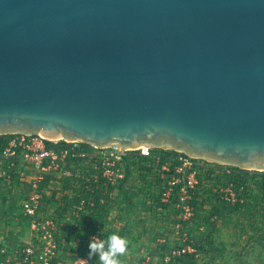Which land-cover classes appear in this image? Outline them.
Returning <instances> with one entry per match:
<instances>
[{
    "label": "water",
    "instance_id": "95a60500",
    "mask_svg": "<svg viewBox=\"0 0 264 264\" xmlns=\"http://www.w3.org/2000/svg\"><path fill=\"white\" fill-rule=\"evenodd\" d=\"M264 169V0H0V135Z\"/></svg>",
    "mask_w": 264,
    "mask_h": 264
},
{
    "label": "built area",
    "instance_id": "2783aa9c",
    "mask_svg": "<svg viewBox=\"0 0 264 264\" xmlns=\"http://www.w3.org/2000/svg\"><path fill=\"white\" fill-rule=\"evenodd\" d=\"M5 135L10 137L0 152V186L15 182L25 188L22 209L33 240L1 249L0 264H95L98 256L89 258L92 238L106 241L126 225L131 231L134 220L155 242L164 264H195L207 253L201 247L210 235L216 239L215 224L223 214L258 204L264 213V169L194 157L170 147L121 149L41 134ZM22 163L35 172L33 179L19 176ZM123 184L137 195L132 210H125L130 222L120 224ZM103 186L113 189L109 226L73 244L69 231L78 221L89 220ZM261 222L264 229V218ZM144 256L149 259L148 253Z\"/></svg>",
    "mask_w": 264,
    "mask_h": 264
},
{
    "label": "crops",
    "instance_id": "0c3cea01",
    "mask_svg": "<svg viewBox=\"0 0 264 264\" xmlns=\"http://www.w3.org/2000/svg\"><path fill=\"white\" fill-rule=\"evenodd\" d=\"M18 174L21 177L25 176L27 180L35 176L31 167L23 163L19 166ZM24 193L25 188L19 183L0 186V250L9 251L30 244L33 240V231L22 209ZM260 207L261 204L250 207L245 218L246 224L238 234H234L233 229L229 231L234 223L229 219L230 216L223 222L218 220L215 232L219 234L215 239L214 251L207 252L195 264H261V222L252 219V212ZM130 229V235L124 238L127 241V252L118 257L119 264H164L155 242L139 231L137 220L131 221ZM134 229L135 231H132ZM262 243L264 245V240ZM144 252L149 254V259H145ZM177 264L191 263L180 261Z\"/></svg>",
    "mask_w": 264,
    "mask_h": 264
},
{
    "label": "trees",
    "instance_id": "16d2710c",
    "mask_svg": "<svg viewBox=\"0 0 264 264\" xmlns=\"http://www.w3.org/2000/svg\"><path fill=\"white\" fill-rule=\"evenodd\" d=\"M9 137V135H0V152L6 146ZM105 189L106 186H103V189H100L98 191L99 195L96 199L95 206L91 209L92 212L90 214L89 220L78 221V224L76 226H73V229L69 231L68 240L73 244H78V240L86 241L89 239L88 237L97 229H107V227L109 226L108 207L110 206V203L113 202L109 193H111L113 189L108 188L107 191H105ZM119 191L124 199V210H132V208L135 206L134 198L136 197L137 193L127 190L125 188V184H123L119 188ZM112 234H116L121 238H126L130 235V230L128 225H126L122 226L119 232H112L111 235ZM210 237L209 238L211 240L206 241L205 246L201 247V250L203 252H211L213 250V247L215 245V237L213 235H210ZM95 264H99V261H97Z\"/></svg>",
    "mask_w": 264,
    "mask_h": 264
},
{
    "label": "clouds",
    "instance_id": "9594fccd",
    "mask_svg": "<svg viewBox=\"0 0 264 264\" xmlns=\"http://www.w3.org/2000/svg\"><path fill=\"white\" fill-rule=\"evenodd\" d=\"M126 252L127 241L116 234L110 235L106 241L94 237L89 244V258L98 256L99 264H119L118 257Z\"/></svg>",
    "mask_w": 264,
    "mask_h": 264
},
{
    "label": "rangeland",
    "instance_id": "374dc122",
    "mask_svg": "<svg viewBox=\"0 0 264 264\" xmlns=\"http://www.w3.org/2000/svg\"><path fill=\"white\" fill-rule=\"evenodd\" d=\"M250 207L249 208H243V209L238 210V211L234 210V211H232V212H230V213H228L226 215L223 214V216L219 218V221L221 220L223 222V221H225L227 219L226 218L227 216H230L229 219L232 220L234 223L231 225L229 231L231 229H233L234 232H235L234 234H236V233L238 234V232L240 233L241 232L240 230L246 224L245 222L247 221V219H245V218L248 216V214H247L248 212L247 211L250 209ZM252 207H254V206H252ZM122 212H124V214H123L124 217L121 215L120 219H121L122 222H120V224L124 223V222H127V221L130 222V220H128L129 219V214H128L127 211L125 212L124 207H122ZM262 212L263 211L261 210V207L259 209H254V211L252 212V219L254 221L261 222L262 218H264V213H262ZM249 219H251V217H249ZM219 226H221V225H219ZM248 232L251 233V230H249ZM218 234H219V232L216 233V236H218ZM263 240H264V229H263V225H262V222H261V264H264V245L262 243Z\"/></svg>",
    "mask_w": 264,
    "mask_h": 264
}]
</instances>
